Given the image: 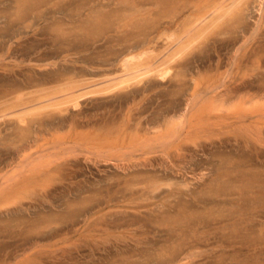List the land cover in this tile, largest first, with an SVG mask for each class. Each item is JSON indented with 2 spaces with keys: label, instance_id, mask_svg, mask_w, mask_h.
<instances>
[{
  "label": "rangeland",
  "instance_id": "obj_1",
  "mask_svg": "<svg viewBox=\"0 0 264 264\" xmlns=\"http://www.w3.org/2000/svg\"><path fill=\"white\" fill-rule=\"evenodd\" d=\"M93 1L40 0L35 17L28 9L23 14L29 16L27 23L14 20L12 31L0 38V66L9 67L7 72L0 68V101L8 90L15 100L18 94L52 88L69 77L91 81L107 75L115 77L121 73L120 66L128 55L149 46L157 52L163 50L165 42L157 40L159 35L164 39L166 32L180 33L187 11L183 10L181 0H173L164 7H147L154 8L153 17L149 14L144 19L122 22L115 16L114 4L101 7L99 1L96 5ZM253 8L246 18L247 32L251 29L255 32L261 17L258 9ZM17 9L16 0H0V27L5 26V16L16 17ZM261 30L264 32L258 31ZM252 31L246 33L247 38L252 36L249 44L259 41L258 47L263 50L264 33L258 32L261 36L255 37ZM243 33L213 34L185 57L183 63L189 64L186 93H180L175 86L177 80L151 77L111 94L84 98L83 118H92L96 124L88 130H93L95 136L101 135L102 140L120 138L115 147L122 149L123 140L117 132L129 115L162 116L170 110L174 113L177 108L163 110L172 101L187 107L186 98L194 89V77L203 87L212 82L233 84L237 75L230 63L236 49L247 45ZM228 39L233 44L228 41L226 47ZM225 75L228 76L224 82ZM251 76L256 80L253 91L264 89V69L252 67L245 77ZM151 84L152 90L134 94ZM160 103L164 105L159 107ZM193 113H197L196 109ZM49 115L61 114L46 110L38 118ZM194 121L197 123L199 119ZM14 122L9 118L1 121L0 127L11 123L13 128ZM253 127L245 133L237 129L231 131L234 133L230 129L205 135L196 132L204 135L203 139L205 136L212 139H204L205 149L192 145L195 150L185 152L186 159H179L177 153L168 157L162 151L150 155L149 160L144 156L140 159L136 156H142L141 152H134L131 157L129 151L130 157L127 155L125 162L119 149L108 156L112 158L114 154L113 161L94 158L89 163L83 156L78 160L73 157L70 160L75 159L76 163L71 168L48 177L46 182L42 180L39 186L35 184L36 188L31 185L33 190L27 185L28 189L15 188L16 182L27 175L17 173L21 177L13 181L12 194L0 196V264H164L165 259L168 264L171 248L181 242L186 245H180L181 252L177 246L180 259L174 264H264V142L252 139V131L258 129ZM18 140L16 136L0 140L1 150L13 149L12 163L18 160L16 148L23 145ZM211 140H215L214 145L209 144ZM35 149L38 151V146ZM122 151L125 154V149ZM14 166L8 169L16 173ZM72 170L77 172L72 174ZM155 187L159 189L154 190ZM183 229L185 232L180 231Z\"/></svg>",
  "mask_w": 264,
  "mask_h": 264
},
{
  "label": "bare ground",
  "instance_id": "obj_2",
  "mask_svg": "<svg viewBox=\"0 0 264 264\" xmlns=\"http://www.w3.org/2000/svg\"><path fill=\"white\" fill-rule=\"evenodd\" d=\"M98 1L101 7H109L111 4H114L116 6L115 16L123 22L125 19L143 18L149 14H152L151 16L153 17L154 8L152 7L149 10L146 9L147 7L156 5L164 7L173 0H94L93 2H95L96 5V2L98 3ZM39 2L40 0H16L18 6L17 15L13 18L12 14L11 16H5V26L0 27V38L7 35L6 33L9 31H12V23L14 20L23 22V24L27 23L29 21V16L23 17V14L28 13V9L33 11V15L36 14ZM181 3L184 7L183 10L187 11L180 27V33L174 32V30L173 33L169 35V33L165 31L167 33L166 38L163 37L164 39H161L159 35V38L157 39L158 41L160 39V41L163 40V42H165V50L163 49L157 52V49H152L151 46H149L147 47L148 49L141 50L142 52L139 51L137 54L128 55L123 59L122 65L120 66L122 67L121 73H116L115 77L112 76L111 78V75H107L102 78V80L98 81L97 79L91 81L88 79L83 80L69 77L65 78L62 83H59L52 88H41L34 92L31 91L28 94H24V92L23 94H18L15 100H12V91L9 90L6 93V96H3V101V97H1L0 123L1 121H6L11 118L15 120V125H13V128L11 123L7 124L5 128L0 127L2 128L0 129V136L2 138L0 140H7L10 138L12 140V136H16V138L18 137L19 139L17 142H22L23 145L20 144L21 146H18L15 150L16 158L18 157V160L14 161L15 163L10 162V160L15 157L14 154H12L13 149L11 150V147L10 149H5L6 151L0 149V196H2V194L4 196L12 194V183L14 185L13 181L16 182L21 177L20 175H17V173L21 172L22 176L24 174L27 175L16 182V185H14L15 188H23L27 185V187L31 189L33 185V187L36 186L35 184L39 186L38 183L42 180L47 181L49 179L48 177L59 174L63 169H68L67 167L71 168V165L76 163L75 159L74 161L70 160L73 157L78 160L80 156H83L85 157L84 159L89 161V163L93 162L94 158H96V160L104 159L108 161V159L112 160L115 157L114 154L116 152L118 153L119 150L122 151V149H125L126 151L128 149L125 154L123 151H120V153L124 154H121L122 157L125 156L122 159L126 158L127 155V158L130 157L128 154L129 151L131 152V157L134 152H138V154L141 152L142 156H136L140 159L144 156V158L146 157L149 160L150 155L161 151L162 154H165L168 157H171L172 155L174 156V154L177 153V156H180L179 159L181 157H185L186 159L188 154L187 151L192 153V151L195 150V148H192V145L195 147L201 146L203 148L204 146H207L204 139L209 140L212 138L207 136L210 137L207 139L205 136L203 139V136L209 131H219L221 133V131L225 129H230V132L237 129L245 133V131L254 128L253 126L258 127V129L255 127L257 130L254 129L255 131H252L254 132V137H252V139L256 140V142L258 141L259 143L260 141L264 142V89H259V93L253 91L256 80L253 79V76L249 77V79H247V76V78L245 77L246 71L250 72L252 67H254V69H264V55L261 54L264 50V46H262V50L258 47L260 44L259 41L257 43L255 40L249 44V38L252 36L249 35L250 37L248 36L247 38L246 33H250L253 29H251L249 25L251 30L247 32L248 29L245 28L247 24L245 23L246 18L249 15L248 12L251 11V8L254 9L253 7L255 6V8L258 9L256 11L261 13V17L258 21V26H256L258 28H254L255 32L253 30L252 33L254 32L253 35L256 37V34L259 32L258 30L264 29L262 27L264 22V0H181ZM91 8H94V6ZM240 31L245 32V35L243 33L245 38L243 40L245 41V44L247 43V45L236 49L237 51L232 58V63H230L234 66L232 68L233 70L235 68V74L237 75L233 84L228 85L227 83H223L222 85H218L217 82L214 81L215 83L212 82L213 84L211 83L209 86L206 85L203 87V84H201L199 80L194 77V89L191 90V94L187 98L185 97L188 102H186L187 107L184 108L182 105H176L175 102L177 101H172L171 105L168 107L166 106L163 110L177 108V111L174 113L170 110L167 112L168 114H163L162 116L155 114L153 116H146V114L143 113L137 117L132 116L133 114L129 116L127 114V120L123 123L124 125L120 131L117 132L123 140L124 146L122 149L115 147L117 146L116 144L120 143V138L114 140H106V138L105 140H102L101 135L95 136L93 130L89 131L90 128L96 126V124L92 118H83L84 111L81 109V102L84 98L90 96H104L109 92L111 94V92L114 93V90H121V88L124 89L132 86V84L142 83V81L148 78L150 79L151 77H155L160 81H165L169 77L173 81L177 80L175 86L177 88L179 87L178 90L180 93H186L189 87L188 82L186 81V79L189 78V72L187 71L189 64L183 63V60L186 59L185 57H188L187 55L189 53L191 55V52H193L198 45L208 41L210 36L213 34L218 33L219 35H224L228 32L232 34L239 33ZM261 31L263 32V30ZM260 34L257 35L261 36L262 34ZM162 36L165 35L163 34ZM262 36H264V34ZM150 39H153V37ZM230 39L227 40V44L228 41L230 43ZM258 39L261 40V37H258ZM233 42L235 41L233 40ZM157 44L159 43L157 42ZM223 44L219 45L217 43L219 46H223ZM236 45H238V43H235V46ZM226 47H229V44L228 46L226 45ZM9 48L11 49V47ZM216 48L218 49V47ZM221 48L218 50H221ZM1 67L4 72H7V69H9V67L5 69V65L0 66V68ZM233 70L232 72L234 74ZM226 72H228V70ZM244 72L245 74H243ZM4 75H7V73H4ZM7 76L12 78L10 75ZM227 76H224V82ZM229 79L230 78H228V81ZM152 89L153 84L145 86L140 90H136L134 94L137 95L138 93ZM209 95L210 98H208ZM9 96L11 97L9 98ZM206 100L207 102H204ZM162 105L164 104L160 103L159 107ZM195 109L197 113L194 114L193 112ZM46 110L58 111L62 116L59 115L57 117H53L49 115L45 118H38V116L43 114ZM33 116H36L37 118L35 117L34 119ZM194 118H198L199 121L197 123L195 121L193 122ZM206 120H208L209 123H204ZM200 122L202 123L201 127L199 126ZM198 127L200 128L197 132ZM225 131L224 133H226ZM196 132L197 134L204 135H196ZM108 141L111 142L108 143ZM214 141L211 140L210 142H207L214 145ZM109 144L113 145L110 147ZM35 146H38V151H33ZM113 151H115V153ZM112 152L114 153V157H108L110 154L112 155ZM118 158L121 159V156ZM144 158L142 159L144 160ZM132 159H134V157ZM123 161L126 162L125 159ZM123 161L120 162V164H123ZM12 164H15L14 168L16 173L15 171H12V168L8 169L9 167H12ZM74 172L76 173L77 171H73L72 174ZM27 187L25 188L28 189ZM157 189L159 188L155 187L154 190ZM35 190L36 189H34V192ZM172 194L174 193L172 192L171 195ZM20 201L22 202V200ZM184 230L185 229L180 231L182 232ZM188 232L186 233L188 234ZM182 240H180V242ZM250 243L252 244V241ZM184 244L181 242L180 245L182 246ZM180 245L178 244L177 246L181 252L182 250ZM177 246L175 245L176 249L174 247V249L171 248L170 255H172V258L167 257V259L169 258L168 264H174L179 261L180 256L177 254L179 251ZM34 250H36V248ZM165 261L167 260L165 259ZM165 261L164 264H167Z\"/></svg>",
  "mask_w": 264,
  "mask_h": 264
}]
</instances>
